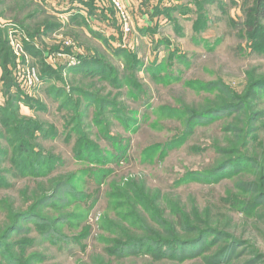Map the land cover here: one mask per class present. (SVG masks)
Wrapping results in <instances>:
<instances>
[{"label": "rangeland", "instance_id": "1", "mask_svg": "<svg viewBox=\"0 0 264 264\" xmlns=\"http://www.w3.org/2000/svg\"><path fill=\"white\" fill-rule=\"evenodd\" d=\"M69 1L0 0V107L13 111L0 121V181L6 183L0 187V264H264V34L253 40L248 29L256 0H214L210 22L201 13L203 31L194 28L198 7L175 12L176 23L169 22L161 10L188 0H165L157 8L164 26L147 41L136 35L146 19L133 15L129 1L84 0L93 8L80 12L83 20L67 19V9L76 10ZM31 45L38 51L33 56ZM131 62L137 71L128 68ZM45 66L59 72L55 79L43 77ZM28 68L38 71L41 83L30 94L14 88L33 99L20 105L11 100L10 82ZM15 119L28 122L20 130L8 125ZM83 139L101 150L90 151L89 162L75 158ZM18 140L38 155L31 154L29 164L17 161L18 144L11 142ZM126 150L127 161L113 164ZM49 157L67 165L31 174L33 159L43 169ZM86 170L95 178L82 176ZM71 172L69 187L86 201L62 188L58 197L66 206L40 202ZM135 187L171 224L182 214L198 216L190 222L193 234L180 232L195 241L168 249L141 243L132 250L138 254L109 256L117 228L150 238L130 230L136 223L124 222L126 215L165 235L142 203L135 210L119 207L129 203L125 193L137 196ZM21 211L31 222L18 221ZM7 225L20 230L2 234ZM51 229L63 237L58 246L51 243L57 237H45Z\"/></svg>", "mask_w": 264, "mask_h": 264}, {"label": "trees", "instance_id": "2", "mask_svg": "<svg viewBox=\"0 0 264 264\" xmlns=\"http://www.w3.org/2000/svg\"><path fill=\"white\" fill-rule=\"evenodd\" d=\"M218 1H220V0H218ZM190 5L198 7L197 16L200 15L199 20L197 21V25L194 28L197 31L198 30H202L203 31L206 28V26H204V27L198 26L199 23H200V21H201V13H205L206 17H204V19L207 22L208 21L210 22V9H212L213 6L215 5L214 4V0H188L187 2L184 3L183 6L173 7V8H170V9H167L166 8L164 10H161V12L163 11V13L171 20V21L168 20L169 22L176 23V21H174L175 18H173V14L175 12H180L182 15L189 14L188 12H190V9L189 10H185V8L186 7H189ZM207 5L210 6L209 11L205 7ZM86 6L89 9L88 12H92V9H91V7L93 6L92 5V2L91 3H87ZM159 11L160 10L156 9L155 14L159 15L160 14ZM252 14H253V16H252ZM248 18H251L250 19L251 23L248 22V29H249V32H250V39H253V40L256 39L257 35H259L261 37V35L264 34V25L262 24V21H264V0H256V3L254 5V8L251 9V11L249 12ZM73 19H75V20L76 19H82L83 20V17L80 14H78V15H75L72 18V20ZM177 28H179V27H177ZM148 30H151V29H148ZM156 31L157 30H154V31L152 30V32H154V33ZM143 34H145V32H143ZM0 35L3 36V34H2L1 31H0ZM97 37L100 40L103 39L105 42L107 41L105 38H103L100 35H98ZM28 49L30 50L31 54H34L35 55L36 53H38V51H36L34 49V47H32V45L29 46ZM0 54H2V49L0 50ZM93 61H95V60H93ZM96 64H97V66L100 65L98 63H93V65H95V66H96ZM45 67L46 68H42V72L44 74L43 77L44 78L46 77L49 81L52 78L55 79V73L58 74L59 72H56L54 70H50L49 69L50 67H48V66H45ZM130 67H131L132 70L137 71V67H136V65L133 62H131L129 64V67L128 68H130ZM3 68H4L5 72H7V74H11V73H9L7 67L3 66ZM76 68H75V70H79V71L80 70H85L84 67L83 68L82 67H76ZM128 70L129 69H127V72H128ZM90 73L91 72H87V74H90ZM114 73L115 72H113V70L111 69V72H109V70H108V73L107 74L113 76ZM13 78L14 77H12V80L10 82V97H11V100L12 99L15 100V103H17V104L19 103L20 105H21V103H29L30 101H32L33 99H31L30 97H27V96L24 97L23 94L19 90L14 91V88H16V85H15L16 83H15V79L13 80ZM57 78L59 79L58 76H57ZM110 78L112 79V77H110ZM3 79L5 81V77H3ZM57 92H59V94H61V95L63 94V91L62 92L61 91H57ZM85 97H86V95H85ZM85 97H82V98H85ZM66 104L69 105L70 103L68 104V102H66ZM8 108H9V111L7 110ZM8 108L5 109V108L0 107V115L7 113V117L0 118V121L3 122V123H5L4 121H5L6 118L9 120L10 118L13 117V111L10 110V107H8ZM120 117H122L123 120H125V121H129L128 120V116H126V115L121 114ZM21 122H25L26 123L28 121H24L22 119H21V121H17V119H15V121L10 122L8 125L9 126H14V125L17 126L18 125L19 129L22 130V128L19 126ZM100 122H102V121H100ZM35 126H37L40 130H42L41 129L42 127L40 125H33V127H35ZM10 134L11 133L9 132L8 133V136ZM2 139H4V140H11V138L10 137H7V136H2ZM111 140L114 141L116 139L112 137ZM78 143H80V146H79V148H78V150L76 152L78 153L79 156L78 155L75 156V158L78 159V160H83V161L89 162L88 160L91 159V158H89L90 157L89 155L91 154L90 151H95L96 154L101 153V150L93 149L94 146H95V144L92 143V142H88V141H86V140L83 139V140H80ZM16 144H18L17 145V150H18L17 152L20 154V156H17V161H18L19 158H21V159L22 158H25V159L28 160V164H29L30 163V159H31V154L33 155V158L35 156H38L34 151H32V149L30 148L29 143L27 141H22V140L19 141L18 140L16 142L15 141L14 142H11V145L12 146H16ZM87 149H89V151H87ZM14 153H15V151H14ZM85 155L88 156V157L85 158L86 157ZM126 155H127V150L125 151V154H123L122 156H120V157L119 156L118 157H114L115 159H113V161H112L113 164H117V163L119 164L121 162H124V160L127 161L128 157H126ZM49 160H50V165L48 166V168L43 167V169H42L43 163L36 162L33 159V169L32 170L29 169L30 172H31V174H35L36 175V174H38L39 172L42 171L44 174H48L49 175V174H53L55 172L54 171V168L53 169H52V167L49 168L51 165H53V164L55 165L56 163L60 164L61 165L60 167H63V166H66L67 165V163L65 161H62L61 159H58L56 157H49ZM13 161L15 162V156H14ZM21 164H22V162L19 164V166ZM19 169L20 170L23 169V164L19 167ZM98 171L100 173H102L101 170H98ZM81 174H82V176L83 175L86 176L88 179L89 178L90 179H94L95 178L93 176L94 174H93L92 171H89V172L87 170L86 171H82ZM75 175H76V173L71 172V174L66 179H64V180H58V182H54L52 184V186H53L52 187V191L54 193L51 194V195H48V196L44 195V197H42V201H40V202H42L45 205H48L49 204L48 206L51 207L52 209H56V207H55V203L56 202L63 203V205L66 206V204H68V200H66V199H61L60 200L59 197H58L59 194H60L59 192L62 190V188L63 189L64 188H67V191H66L67 193H64V194H67L68 196L75 195V197H77L78 199H80V200L81 199H84V201H86L88 199V196L86 194L85 195H82V193H77V191L75 193V189L72 190L69 187V184L68 183H73L75 181V179H74L75 178ZM5 184H6L5 181H3V180L0 181V187H3V185H5ZM142 190L143 189H140L139 190L136 187L133 188V191H131V192H133L134 194H137V196H135L133 198L132 197H129L125 193V197H123V198H125L127 201H129V203L127 205H119V207L120 208H124V207L125 208H131V209L135 210L136 205L142 203L141 205H143L148 210H150V211L153 212V214L151 215L152 216V219L155 221L154 218L157 217L158 220H159V222L161 223V226H165V230H166L165 235L164 236H161V232L159 234L155 233L154 230L151 227H149L150 225L145 224V223H142L140 220H138L139 219V216L138 215H130V214L129 215H126L125 217H123L124 222H128L129 223L130 220H134L135 223H136V225H132V228H129L130 230H132L134 233H136L138 231H143L146 234H148V236H150V238L145 239V238L131 237L126 232L120 231L117 228V230L119 232V236H118V239L117 240L111 241V243H112L113 246H112L111 250L110 249L107 250L109 256H112L113 254H116L120 258H123V257H126V256L138 254V253H134L132 250H133V248H136L137 246H140L141 243H147V244H149L151 246L160 245V246H163L164 248L168 249V248L173 247V246H176V247L189 246L190 244H192L195 241L194 237H191V238L182 237V235H180L181 234L180 232H185V233L189 232L190 234H193V233H191L189 231V230H191V227H192L190 225V222H192V220L193 221L200 220V218L198 216H195L194 218L193 217L191 218V217H189L186 214L179 215V213H178V215H179V223L178 224H173V223L171 224L166 219H164V217H161L160 216L161 215L160 214L161 213L160 210H157V209L152 210V209L148 208V206L145 204L146 201L144 200V197L142 198V196H141V195L144 196V193H143ZM144 201H145V203H144ZM37 202H39V201H37ZM82 203L83 202L80 201V204H82ZM92 204H91V206H92ZM31 214H33V213H31ZM32 216L33 215H31V218H32ZM33 218L35 219V217H33ZM10 219L13 220V217L10 216ZM17 219H18V221H21V222H27V223L28 222H31V221H29L31 219H28L27 218V215H26L25 211L19 212V214H17ZM57 224H59V222ZM112 226H113V224H112ZM10 228L11 227L9 225H7L5 229L2 228L3 229L2 230V234L3 233H7L9 230L11 232V229H12V232L19 229V227L15 228V229L14 228H11L10 229ZM58 232H59V230L58 231H53V229H51L50 231H48L49 234H46L45 235V237L49 241H50V238L52 236L57 237V239H55V241H51V243L54 244L55 246H58L60 244V239L61 240L63 239L62 235H60ZM151 238H153V239H151ZM58 239H59V241H58ZM0 242H1V240H0ZM148 250L151 253H153L151 251V249H148ZM10 258L13 261L15 260V258H13V257H10Z\"/></svg>", "mask_w": 264, "mask_h": 264}, {"label": "crops", "instance_id": "3", "mask_svg": "<svg viewBox=\"0 0 264 264\" xmlns=\"http://www.w3.org/2000/svg\"><path fill=\"white\" fill-rule=\"evenodd\" d=\"M127 1H129V3L131 4L130 8L132 9L131 11H133L134 16L138 17L137 16V14H138V15H140L141 19L142 18L146 19L145 26L142 29H139L137 31L136 35L142 41H147V39H150V40L155 39L157 36L159 37V34H157V33H159V29L163 28L164 25H162V24H164L165 22L163 23V21H160V18L157 14H155V11L157 8L161 7L159 5H162V7H165L163 4V2L165 0H142L143 2H141V4L137 0L136 1L135 0H127ZM179 2H178V4H180V5H178V6L184 5V2H181V1H179ZM87 3L88 2H86L84 0H70L69 2H67L68 6H75L76 10L79 11L78 12L75 9H72L69 12V10L67 9V13L69 14V16L67 15L68 16L67 19H69V18L72 19L75 15H78V14H80L82 16L83 14L80 12H85V13L88 12L89 9L86 6ZM150 4H152L151 7H150ZM154 5H155V8L153 7ZM145 13H147V14H145ZM149 15L152 16L151 17L152 21H150L148 19ZM154 17H155V19H154ZM165 21H168V19H166ZM153 22H155V24ZM148 29H151V30H148ZM152 30L153 31L157 30V31L154 33V32H152ZM143 32H145V34H143ZM32 56H33V54H32Z\"/></svg>", "mask_w": 264, "mask_h": 264}, {"label": "built area", "instance_id": "4", "mask_svg": "<svg viewBox=\"0 0 264 264\" xmlns=\"http://www.w3.org/2000/svg\"><path fill=\"white\" fill-rule=\"evenodd\" d=\"M117 6L121 10L120 3L117 2ZM126 28L128 29V26H126ZM12 39H16V38L13 37ZM19 51L22 53V55H25L21 46ZM26 70L27 71H19L17 75H15L14 73V79H15L16 87H18V89L23 91L25 94H30L33 91V89L41 83V79L36 69L28 68Z\"/></svg>", "mask_w": 264, "mask_h": 264}]
</instances>
